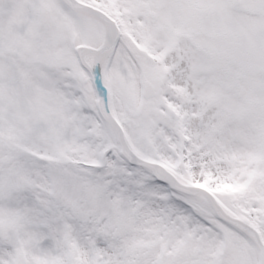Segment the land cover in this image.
I'll list each match as a JSON object with an SVG mask.
<instances>
[{"label":"snow or ice","instance_id":"1","mask_svg":"<svg viewBox=\"0 0 264 264\" xmlns=\"http://www.w3.org/2000/svg\"><path fill=\"white\" fill-rule=\"evenodd\" d=\"M0 264H264V0H0Z\"/></svg>","mask_w":264,"mask_h":264}]
</instances>
